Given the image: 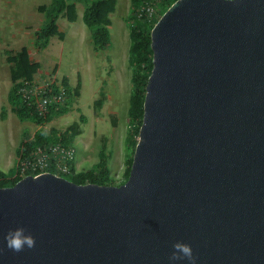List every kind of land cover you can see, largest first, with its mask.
<instances>
[{
  "label": "water",
  "instance_id": "95a60500",
  "mask_svg": "<svg viewBox=\"0 0 264 264\" xmlns=\"http://www.w3.org/2000/svg\"><path fill=\"white\" fill-rule=\"evenodd\" d=\"M150 46L127 180L0 187V264H170L176 241L196 264H264V0H175ZM19 226L35 248H7Z\"/></svg>",
  "mask_w": 264,
  "mask_h": 264
},
{
  "label": "rangeland",
  "instance_id": "374dc122",
  "mask_svg": "<svg viewBox=\"0 0 264 264\" xmlns=\"http://www.w3.org/2000/svg\"><path fill=\"white\" fill-rule=\"evenodd\" d=\"M49 1L0 0V112L1 108L6 109V118L0 117V171L7 172L15 166L16 150L23 135H32L38 128L31 121H20L7 101L12 83L4 51L26 46L31 59L42 64V70L35 76L46 78L52 74L60 80L66 75L71 87L76 85L78 76L81 79L80 94L71 98L69 110L45 123V128L64 130L71 122L79 121L83 114L86 120L80 123L82 132L72 142L76 149L75 161L79 165L76 170L90 169L98 161L101 137L107 136L112 151L110 171L114 182H118L125 167L131 133L127 118L132 88L131 67L127 61L130 33L125 19L130 13L129 0H117L116 9L110 14V42L106 49H94L91 29L81 18L84 3L76 0L77 19L73 22L65 17L58 19L59 28L65 33L64 39L51 36L49 44L37 50L35 30L45 19L37 6ZM100 89H104L106 99L102 108L96 110L93 102Z\"/></svg>",
  "mask_w": 264,
  "mask_h": 264
},
{
  "label": "trees",
  "instance_id": "16d2710c",
  "mask_svg": "<svg viewBox=\"0 0 264 264\" xmlns=\"http://www.w3.org/2000/svg\"><path fill=\"white\" fill-rule=\"evenodd\" d=\"M84 3L82 12V21L85 26L91 29V41L94 49L104 50L109 46L111 25L110 14L116 9L117 0H80ZM175 0H162L161 10L158 12L155 21ZM130 13L126 16L129 25L130 44L128 49V63L131 67V93L127 108V118L131 133L128 139V148L124 159V170L122 177L118 182H114L110 171V160L112 151L108 146V137H101L100 149L98 152V161L92 165L90 169L77 171L75 163L71 164L72 172L63 176L78 184L97 183L104 185H119L124 183L129 175L133 151L138 137L139 126L143 116V102L145 95V85L148 75L152 69V49L150 46V30L154 23L135 19L133 24V13L140 4V0H129ZM37 10L44 14L45 19L41 25L35 30L36 48L40 50L49 44L51 36L63 40L65 33L59 28L58 19L65 17L69 22L77 19L76 0H50L48 4L37 6ZM6 61L9 65L11 87L7 93V101L11 106V110L16 114L20 121H31L38 125V128L31 134H24L19 142L16 150L17 159L30 147L59 140L63 143L71 144L74 137L78 136L82 130L80 123L85 122L86 118L80 114L79 121H73L67 125L64 130H58L54 127L47 130L45 123L50 122L54 117L65 114L70 107L71 98L80 94L81 79L77 78L76 85L71 87L68 76L64 75L60 82L66 89V96L69 103L63 104L57 109L50 106L47 113L38 115L32 107L25 105L17 94V88L23 79H32L38 72L42 70V64L39 61H33L30 57L28 48L21 46L19 49L4 51ZM71 97V98H70ZM106 99L104 89H100L97 99L94 100L93 106L96 110H100ZM67 100V101H68ZM1 119L6 118V109L1 108ZM116 120L113 117V124ZM17 161V160H16ZM17 162L15 166L7 172L0 171V187L11 186L24 175L18 174ZM52 171L51 169H49Z\"/></svg>",
  "mask_w": 264,
  "mask_h": 264
},
{
  "label": "built area",
  "instance_id": "2783aa9c",
  "mask_svg": "<svg viewBox=\"0 0 264 264\" xmlns=\"http://www.w3.org/2000/svg\"><path fill=\"white\" fill-rule=\"evenodd\" d=\"M161 1L140 0L130 23L133 24L135 19L155 23L156 16L161 10ZM17 94L25 105L32 107L41 116L47 113L50 106L57 109L70 101L66 96L65 87L52 74L46 78L34 76L30 80L23 79L17 88ZM75 157L76 149L73 143H63L59 138L54 142L30 147L17 159L16 168L18 174L22 175L36 176L44 172H51L63 176L72 172L71 164L74 163Z\"/></svg>",
  "mask_w": 264,
  "mask_h": 264
},
{
  "label": "clouds",
  "instance_id": "9594fccd",
  "mask_svg": "<svg viewBox=\"0 0 264 264\" xmlns=\"http://www.w3.org/2000/svg\"><path fill=\"white\" fill-rule=\"evenodd\" d=\"M6 246L9 250L19 253L27 249H33L36 246V238L31 232H28L24 226L9 229L7 234L4 236ZM172 252L168 259L170 264L180 260H187L189 264H196L197 257L194 254L191 244L176 241L172 245Z\"/></svg>",
  "mask_w": 264,
  "mask_h": 264
},
{
  "label": "crops",
  "instance_id": "0c3cea01",
  "mask_svg": "<svg viewBox=\"0 0 264 264\" xmlns=\"http://www.w3.org/2000/svg\"><path fill=\"white\" fill-rule=\"evenodd\" d=\"M127 61H128V56H127ZM70 86H71V82H69ZM74 87V86H73ZM79 165H78V161H75V168L78 169ZM79 170V169H78Z\"/></svg>",
  "mask_w": 264,
  "mask_h": 264
}]
</instances>
